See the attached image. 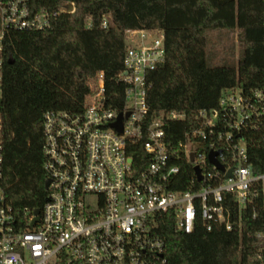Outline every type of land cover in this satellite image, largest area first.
Listing matches in <instances>:
<instances>
[{
    "label": "built area",
    "instance_id": "2783aa9c",
    "mask_svg": "<svg viewBox=\"0 0 264 264\" xmlns=\"http://www.w3.org/2000/svg\"><path fill=\"white\" fill-rule=\"evenodd\" d=\"M63 10L68 4L33 12L29 0H0V94L7 31L50 27ZM108 22L104 15L102 25ZM165 57L163 29L128 28L118 74L123 106L106 104V76L100 70L82 110L45 112L44 166L50 183L39 213L32 206L19 212L7 199L0 114V264H166V241L157 231L160 220L171 215L175 230L188 233L198 219L207 230L216 224L232 230L241 228V220L235 225L227 200L241 212L261 196L264 207V169L256 170L250 161L247 138L264 129V87L223 89L216 107L196 111V125L186 131L182 148L173 150L166 122L186 113L151 111L148 103V73ZM120 113L121 130L113 124ZM139 149L145 154L141 169L134 158ZM181 149L203 173L198 179L194 170L187 189L173 187L181 171L174 159ZM211 150L219 151L224 169L210 160ZM257 234L251 264H264V228Z\"/></svg>",
    "mask_w": 264,
    "mask_h": 264
},
{
    "label": "trees",
    "instance_id": "16d2710c",
    "mask_svg": "<svg viewBox=\"0 0 264 264\" xmlns=\"http://www.w3.org/2000/svg\"><path fill=\"white\" fill-rule=\"evenodd\" d=\"M61 11L44 29H10L3 48V92L0 94L7 199L21 212L42 207L47 197L44 166V114L49 109L82 110L100 70L106 76V104L121 108L124 84L118 80L126 50V29L161 28L166 57L148 73L151 111H184L182 119H168L170 149L182 148L187 130L197 123L196 111L216 107L225 88L245 91L264 87V0H29L33 12ZM107 15V26L102 25ZM1 23V15H0ZM91 23V25H89ZM238 30V63L213 64L208 33ZM250 161L264 169V129L247 133ZM184 149V148H183ZM174 161L181 166L175 188L187 189L195 172L184 150ZM144 150L134 152L141 169ZM201 183L196 181V185ZM235 225L216 224L207 230L198 219L194 231H176L174 218L160 220L157 231L166 241V264H251L264 228L262 197L241 212L229 199Z\"/></svg>",
    "mask_w": 264,
    "mask_h": 264
},
{
    "label": "rangeland",
    "instance_id": "374dc122",
    "mask_svg": "<svg viewBox=\"0 0 264 264\" xmlns=\"http://www.w3.org/2000/svg\"><path fill=\"white\" fill-rule=\"evenodd\" d=\"M208 52L213 64H237L241 52L238 30L213 29L208 33Z\"/></svg>",
    "mask_w": 264,
    "mask_h": 264
},
{
    "label": "water",
    "instance_id": "95a60500",
    "mask_svg": "<svg viewBox=\"0 0 264 264\" xmlns=\"http://www.w3.org/2000/svg\"><path fill=\"white\" fill-rule=\"evenodd\" d=\"M73 8H74V4L73 3H69L68 4V10L71 11ZM121 118H122V113H120L119 120L117 122H114L113 123L120 130L122 129V120H121ZM218 152H219L218 150H211L209 152V158H210V160L212 162H214L215 164H217V166L219 168L224 169V165L219 161V159L216 156V154ZM193 158H194V153L192 152L191 153V159H193ZM194 170H195V172L197 174V178L198 179H202L203 178V173H202L201 167L198 164H196V165H194ZM230 174H231V170L228 171V173H227L226 176H229ZM49 183H50V178L47 177L46 178V181H45V187H46V189L48 188ZM39 211H40V208L37 207L36 208V212L39 213ZM37 218H38V216L36 217V219Z\"/></svg>",
    "mask_w": 264,
    "mask_h": 264
}]
</instances>
